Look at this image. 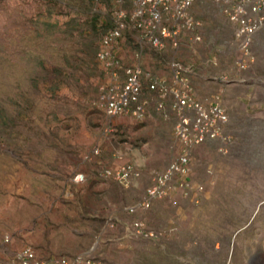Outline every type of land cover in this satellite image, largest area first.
<instances>
[{"label": "rangeland", "instance_id": "1", "mask_svg": "<svg viewBox=\"0 0 264 264\" xmlns=\"http://www.w3.org/2000/svg\"><path fill=\"white\" fill-rule=\"evenodd\" d=\"M110 5L99 9L107 19L115 16ZM195 6L203 41L190 46L183 40L164 52L145 46L147 68L164 74L173 57L200 66L218 53L220 69H233L234 25L213 0H196ZM38 11L36 0H0V259L27 244L39 257L71 259L95 245L94 258L102 264L105 254L96 251L118 245L111 238L117 227L106 225L109 209L120 208L129 230L142 219L154 231H171L159 237L129 232L127 244L138 248L136 254L122 250V262L111 264H264V73L248 76L251 65L233 72L235 91L224 98L235 137L228 151L216 140L193 148L190 176L204 185L199 200L178 191L128 213L124 206L142 198L178 154L174 117L157 112L156 97L147 94L150 116L118 117L110 126L94 103L104 82L93 55L100 28L65 36L50 29L58 14L39 20ZM126 30L124 64L137 50ZM125 161L141 169L132 185L103 176L104 168ZM80 172L86 179L75 181Z\"/></svg>", "mask_w": 264, "mask_h": 264}, {"label": "built area", "instance_id": "2", "mask_svg": "<svg viewBox=\"0 0 264 264\" xmlns=\"http://www.w3.org/2000/svg\"><path fill=\"white\" fill-rule=\"evenodd\" d=\"M227 19L234 25L236 54L233 69L217 74L221 89L208 101L196 95L192 76L197 63L173 57L168 61L167 73L161 74L143 66V50L150 46L164 52L168 48L178 49L183 40L190 46L203 41L202 22L194 15L192 7L196 0H117L115 25L103 35L97 58L101 63L105 80L99 89L96 105L109 119L131 117L144 120L150 116V100L147 94L156 97L154 109L164 117H174V138L179 147L178 154L154 176L148 186L146 197L129 206L148 208L153 200L165 198L180 191L194 200H199L204 191L202 183L191 178L193 148L206 141L216 140L219 149L227 152L235 137L228 131L229 111L224 103V87L234 83L233 72L247 69L254 62L252 43L255 34L264 26V0H213ZM127 4V6H125ZM130 30L137 50L130 63L124 64L117 53L125 30ZM215 65L218 53L209 57ZM146 95V96H145ZM99 153V149L94 150ZM103 176L115 178L127 185L141 171L129 161L116 167L103 169ZM83 172L77 173L75 181H83ZM134 232L146 237H159L171 229L154 231L142 219L133 222ZM8 240V238H6ZM0 264H101L96 258L77 254L74 259L67 255L39 257L31 245H25Z\"/></svg>", "mask_w": 264, "mask_h": 264}, {"label": "crops", "instance_id": "3", "mask_svg": "<svg viewBox=\"0 0 264 264\" xmlns=\"http://www.w3.org/2000/svg\"><path fill=\"white\" fill-rule=\"evenodd\" d=\"M195 7L196 6H195V3H194V5L192 7V11H193L194 15L196 16V15H198V13H197ZM252 49H253V54H254V62L250 66V68L248 69V76L251 75L253 78H255V77H259L260 75H262V73H264V26L261 28V30H259L255 34L254 39H253V43H252ZM211 55L206 56V58L199 63L200 66L197 67L196 73L192 76L193 83L196 86L195 87L196 88V95H197V97L199 99H201L203 101H208L214 93H216L217 91H219L221 89V82L219 81V79L216 76H217V74H219L223 70L220 69V66H219L220 65V61H219V63L217 65H215V64H213V63H211L209 61V57ZM189 61H195V60L191 59ZM201 66H204V67H201ZM201 68L204 70V72L202 70H200ZM237 83H239V82H237ZM235 84L236 83H231L228 86L224 87L223 99L225 98V100H226V95L225 94H227V92L231 94L232 91H235V86H234ZM213 88H215L216 91L213 92V93L211 91L209 93L210 89H213ZM226 107L228 109L227 104H226ZM167 126L169 128H171V126L168 123H167ZM170 131H171V129H170ZM132 163L141 171L139 165H136L134 162H132ZM139 177L133 178L130 181L129 184L124 185V186L129 187L130 185L133 184L134 180L139 178ZM180 193L183 196L190 197L189 195H185L182 192H180ZM145 197H146V191H145V194H144V196L142 198L132 202L131 204H127L126 206H124L125 210L128 213L138 212L142 208H137L134 212H130L128 210V208H129V206L140 202ZM190 198H192V197H190ZM121 207H123V206H121ZM109 213H110V216H108V218L106 220V225L108 227H115V226L117 227L116 228L117 229L116 232H117L118 236L111 235V238L113 240H115V241L117 240L116 242H117L118 245H117L116 249H114V250H108L107 251L106 249L100 248V250L98 249V251H96L98 253L99 252L100 253L103 252L105 254L104 260H102V262H103L102 264H111L113 261H115V262H120L121 261L122 262V259H120L122 250L123 251L127 250V251L133 252L135 254H136V252L138 250V248L136 246H131L130 244H127V242H128L127 238L130 237L129 236L130 235L129 232L134 234V232H133L134 231L133 222L130 225L131 226V230H129V227H127V225H126L127 224V220H125V218H124V212H122L120 208H113V209L110 208L109 209ZM161 236H163V235H161ZM95 247L96 246L93 245L91 249L87 250L84 253L94 257V253H95L94 249H95ZM116 250L119 253L116 254ZM110 255H111V258H110ZM119 259H120V261H119Z\"/></svg>", "mask_w": 264, "mask_h": 264}, {"label": "trees", "instance_id": "4", "mask_svg": "<svg viewBox=\"0 0 264 264\" xmlns=\"http://www.w3.org/2000/svg\"><path fill=\"white\" fill-rule=\"evenodd\" d=\"M38 4V14L37 18L39 20H49V18H53V16L57 15L59 18L52 20L50 23V29L52 27L55 29V31L59 32L62 35L65 36H74L75 33H78L79 35H86L87 33L97 31L100 28V31H98V43L96 44V47L93 48V55L96 57V62H98L97 58V52L99 48L101 47V41L104 33L115 25V16L114 14L110 16L109 19L107 17L103 16L99 11L100 7L103 5V3L108 2L110 5V12L114 13V11L119 7L117 0H36ZM127 6V4H125ZM65 18H62L64 17ZM50 21V20H49ZM77 31V32H75ZM126 33H129L128 30H126ZM122 41V39H121ZM117 53L121 57V50H122V44L120 42V47L117 48ZM84 52V50H83ZM82 59V57H81ZM143 66L151 71H155L153 69L147 68L144 63ZM104 80H105V73L103 74ZM57 87L59 88V82L57 84ZM53 89V88H51ZM58 93V89L55 90L54 94ZM99 95V91H98ZM98 95L96 99L98 98ZM94 100V103L96 101ZM26 110H18V114L21 116H25ZM113 125V120L112 124ZM152 261H156L155 258H150ZM156 264H163L159 260Z\"/></svg>", "mask_w": 264, "mask_h": 264}]
</instances>
